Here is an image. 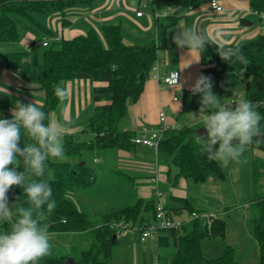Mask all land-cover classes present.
<instances>
[{"label":"trees","instance_id":"1","mask_svg":"<svg viewBox=\"0 0 264 264\" xmlns=\"http://www.w3.org/2000/svg\"><path fill=\"white\" fill-rule=\"evenodd\" d=\"M94 1L0 0V42H18L21 39L12 18L13 14L36 23L33 17L35 15L64 13L71 8L91 5ZM248 3L250 9L264 21L261 17L264 14V0H248ZM154 6L156 13L164 12L165 15L155 18L156 37L144 45H125L118 25H104L99 33L91 29L83 35L69 39L53 37L49 42L45 40L47 45L41 50L42 66L38 88L44 93L41 110L47 116L59 104L60 99L55 95L54 89L60 82L89 79L102 85L92 87L91 98L97 104L79 135H63L67 157L76 156L78 161H48L46 178L51 184L56 208L45 221L49 224V232L53 234L51 255L43 258L39 264H64L67 257H72L80 264H110L111 248L116 244L117 234L129 227L142 230L150 223L144 213L152 215L154 222V198H137L132 204L124 207L89 216L88 213L79 211L66 197V194L74 189L86 190L95 184V172L85 161L88 154L106 150L133 151L139 146L132 142L138 134L121 129L118 123L126 115L128 102H135L139 98L144 80L151 76V68L158 59L159 50L178 49L173 40H167V29L174 26L183 16L189 6V0H155ZM166 8H170L171 12H167ZM246 21L242 19L241 22L245 24ZM65 24L63 20L62 25ZM229 46H238L247 58L248 65H242L238 61L231 64L224 62L217 53L218 45L211 43L206 46V51L201 53L203 58L200 60L202 68L199 76H210L213 80V91L223 95L237 75L244 71L247 80L243 97L256 105L257 111L264 117V33L254 39ZM27 55L28 52L22 48L4 55L5 67L15 72L25 83H29L31 79ZM237 102L233 100L224 105L234 106ZM181 104L183 113L199 112L200 96L193 95L190 90H184L181 94ZM7 109L8 102L0 100V118L11 119ZM47 122L46 120L45 123ZM203 128L204 122L195 126L182 125L162 130L154 154L157 164L167 166L169 179L175 181L184 177L194 183H203L212 176L225 180L220 165L209 163L205 154L200 151L197 135L206 136ZM261 129L264 130V120L261 121ZM24 142L32 141L22 131L21 147ZM249 147L264 151V137L255 138ZM151 151L154 152L152 149ZM81 161H84V165L79 164ZM252 166V181L256 183L262 179L264 182V164L253 163ZM172 167L175 168L174 173L171 171ZM19 196L21 198L17 204L27 207L23 187H14L9 191V204L15 203ZM178 200L182 206L171 210L167 207L165 194L167 214L177 216L185 211L192 216L177 229L158 230L156 244L153 246L163 250L167 248V256L162 255L165 259L159 264H238L230 246L225 247L216 258L203 257L200 250L201 239L205 236L223 238L226 223L216 216H209L205 223H201L198 211L190 201ZM248 207H252L256 212L251 224L258 246L257 264H264V195L253 196ZM118 224L121 226L118 227ZM7 227V224L0 225V230ZM69 236H80L83 243L89 242L86 247L73 246L67 251H63V247L58 248L66 246Z\"/></svg>","mask_w":264,"mask_h":264},{"label":"crops","instance_id":"2","mask_svg":"<svg viewBox=\"0 0 264 264\" xmlns=\"http://www.w3.org/2000/svg\"><path fill=\"white\" fill-rule=\"evenodd\" d=\"M217 1L223 8L221 12L211 10L210 0H189V6L183 16L179 18L174 26L167 29V40H173L174 35L194 23L206 35H212L217 30L229 32L230 35L226 39L231 41L230 45L254 39L264 33V21L250 9L248 0ZM154 3L155 0H95L91 5L71 8L64 13L56 12L33 16L36 23L25 24V31L24 29L19 30L21 39L18 42H0V86L6 87L9 93V95H0V100L8 102V116L12 118L11 112L16 102L29 104L36 101L39 106H42L44 93L38 88L39 74L37 80L32 81L30 79L29 83H25L15 72L5 67L4 55L6 53L22 48L30 54L33 49H39V46H34L36 41H44L53 37L69 39V37L83 35L91 29L99 33L104 25H118L125 45L147 44L156 37L155 18L157 16ZM166 11L170 13L171 9L166 8ZM137 12L142 13L138 16L136 15ZM242 19L247 20L245 24H242ZM63 20L66 22L65 25H62ZM29 26H32V28ZM196 58L199 59V57ZM189 59L187 49L159 50L157 59L160 64L159 71L164 74L177 73L179 75L178 81L171 85H164L151 76L147 77L144 80L143 90L139 98L135 102H128L127 112L123 117L125 120L122 127H120L121 129L138 134L143 128L178 127L179 119L183 114L181 112L182 91L190 90L202 68L200 62L191 63ZM32 83L35 84L34 87H30ZM96 85L102 84L92 82L89 79H73L59 83V86L65 89L67 96L59 101L57 108L51 111L48 117L53 121H59L63 125V135L72 134L77 136L87 123L93 107L97 104L93 103L91 98L92 87ZM73 111L76 112L74 113L78 117L82 115L80 112H84L83 122L75 124L69 120ZM161 112L164 114V121L159 119ZM199 124L202 123L191 124V126ZM137 149L144 156L147 155L146 152L151 151L148 147L140 145L136 146L133 151H115L117 159L115 165L118 166L116 172L122 173L121 170L124 167L132 168V165L128 163L138 158ZM142 159L147 158L143 157ZM154 161L150 169L144 173V176L140 175V173H143L142 171L132 172L131 177L135 178L133 181L134 192H132L131 202H128L127 205L133 203L137 198L153 199L156 188L166 194L167 201L189 200L183 191L187 179L184 177H179L175 181L169 179L167 177V166L157 164L155 154ZM119 167H121V170ZM142 167L146 168L145 165ZM175 208L179 207L175 206L169 209ZM144 217L149 222L153 220L152 215L144 213ZM166 252L167 248L161 249L160 254L156 256L159 262L165 259L162 258V255L166 257Z\"/></svg>","mask_w":264,"mask_h":264},{"label":"clouds","instance_id":"3","mask_svg":"<svg viewBox=\"0 0 264 264\" xmlns=\"http://www.w3.org/2000/svg\"><path fill=\"white\" fill-rule=\"evenodd\" d=\"M229 35L224 30L206 35L194 23L172 39L178 49H187L191 63L200 62L206 46L216 43L221 60L228 64L238 61L247 66L248 60L242 50L238 46H229L231 41L226 39ZM34 86V83L30 85ZM190 91L200 96L199 113H205L203 129L206 136L197 135V143L206 160L223 168L230 163H242L244 153L255 138L264 137L261 129L264 117L256 105L245 99L243 93L234 106L224 105L221 97L213 92L210 76L200 75ZM54 92L60 100L67 96L59 85ZM0 95H9L6 87L0 86ZM11 116V119L0 118V225H8L0 230V264H39L52 251L53 234L45 221L56 208V200L46 173L49 160L63 162L67 159L63 125L50 119L36 101L29 104L16 102ZM22 131L32 141L24 142L23 147L20 146ZM21 168L23 170L18 171ZM14 187H23L27 207L17 204L21 196L9 204L8 193ZM67 198L75 200L71 194Z\"/></svg>","mask_w":264,"mask_h":264},{"label":"rangeland","instance_id":"4","mask_svg":"<svg viewBox=\"0 0 264 264\" xmlns=\"http://www.w3.org/2000/svg\"><path fill=\"white\" fill-rule=\"evenodd\" d=\"M161 13H156L158 14L157 17H162L163 15L160 16ZM12 18L17 25L18 31L23 29L25 31L24 25L32 23L20 15L13 14ZM29 27L32 28V26ZM47 40L48 42L50 41V39ZM31 49L33 48L31 47ZM42 49L43 47L41 46H39L38 50L33 49L30 51L28 49L30 54H28L27 58L30 63L32 81L37 80L41 70L40 55ZM246 80L247 77L244 71H241L226 93L220 95L213 92L221 97L223 104L233 100L239 101L241 98L240 94L243 93L244 95ZM74 112H72L69 120L75 124L83 122L84 112H80L82 114L80 117ZM204 115L205 113L184 112L177 126H191V124L203 123ZM124 120L125 118L119 121V127H122ZM82 139H84L83 136ZM115 151L117 150L88 154L85 161L96 174L95 184L86 190L74 189L66 194V197L71 194L75 200H69L75 204L79 211L88 213L89 216L117 209L131 202L132 192H134L133 181L135 179L131 177L132 172L142 171L143 173H140V175L144 176V173L150 169L151 164L155 162L152 151L146 152L147 155L144 156L137 149L138 158L128 163L132 165L133 169L125 168L122 165L124 167L123 170L119 167L122 173L116 172L118 166L115 165V161L117 163ZM143 157L147 159H142ZM72 160L78 161V158L71 156L66 159V161ZM242 160L243 162L240 164L230 163L227 168L220 166L225 175V180L223 181L212 176L203 183H194L187 179L183 191L185 196L191 201L193 208L198 211L200 222L205 223L209 216H216L226 223L223 238L205 236L201 239L200 250L204 258H216L221 255L225 247L230 246L233 249L234 259L238 264H257L258 246L251 224L256 212L252 207H248V203L253 196L264 195L263 180L259 179L254 183L251 178L253 163L264 164V151L249 147L244 153ZM143 165H145V169L142 167ZM171 171L174 173L175 168L172 167ZM167 200L168 208L182 206L179 200ZM191 216L184 211L181 215L175 216V218L188 221ZM90 218L93 219L94 217ZM68 239L66 246H59L58 248L63 247L62 250L67 251L73 246L81 247L85 245L86 247L89 242L83 243V239L80 236H69ZM170 249L169 246L168 250ZM160 251L161 248L154 247L148 240H140L138 228L129 227L117 234L116 244L111 248L110 264H159L156 256L160 254Z\"/></svg>","mask_w":264,"mask_h":264},{"label":"built area","instance_id":"5","mask_svg":"<svg viewBox=\"0 0 264 264\" xmlns=\"http://www.w3.org/2000/svg\"><path fill=\"white\" fill-rule=\"evenodd\" d=\"M209 6L212 11L214 12H221L223 10L222 6L219 5L217 0H210ZM142 12H137L136 15H141ZM158 14H156L157 16ZM164 16L165 13L162 12L160 16ZM261 17L264 19V14L261 15ZM47 42L44 41H38L34 43L35 47L38 46H46ZM159 62L156 61L152 68H151V77L154 78L156 81L164 84V85H171L174 83H177L179 75L177 73H168L164 74L159 71ZM159 119L160 121H164V114L161 112L159 114ZM165 127H159L156 129H146L143 128L141 131L138 133L137 136H135L132 139V142L151 148L154 153H156V148L158 141L161 136V132ZM154 201H155V209H154V222L147 223V225L140 230V240L145 241L148 240L150 244L155 245L156 240L158 237V230H168V229H177L179 228L185 220L181 219H176L175 216H170L167 214V210L165 207V193L155 189L154 191ZM167 224V226H163ZM118 227L121 226L120 224L117 225Z\"/></svg>","mask_w":264,"mask_h":264},{"label":"water","instance_id":"6","mask_svg":"<svg viewBox=\"0 0 264 264\" xmlns=\"http://www.w3.org/2000/svg\"><path fill=\"white\" fill-rule=\"evenodd\" d=\"M79 164L84 165V161H81ZM64 264H80V263L76 262L72 257H67L64 261Z\"/></svg>","mask_w":264,"mask_h":264}]
</instances>
